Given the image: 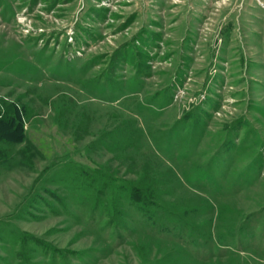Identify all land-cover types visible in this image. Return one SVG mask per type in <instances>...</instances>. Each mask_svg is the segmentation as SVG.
<instances>
[{
	"label": "rangeland",
	"instance_id": "rangeland-1",
	"mask_svg": "<svg viewBox=\"0 0 264 264\" xmlns=\"http://www.w3.org/2000/svg\"><path fill=\"white\" fill-rule=\"evenodd\" d=\"M0 264H264V0H0Z\"/></svg>",
	"mask_w": 264,
	"mask_h": 264
}]
</instances>
